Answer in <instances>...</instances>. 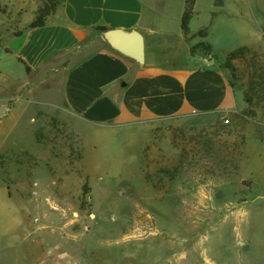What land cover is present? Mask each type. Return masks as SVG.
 Returning <instances> with one entry per match:
<instances>
[{
	"label": "rangeland",
	"instance_id": "obj_1",
	"mask_svg": "<svg viewBox=\"0 0 264 264\" xmlns=\"http://www.w3.org/2000/svg\"><path fill=\"white\" fill-rule=\"evenodd\" d=\"M165 2L177 66L211 56L231 78L228 54L248 47L231 78L243 104L84 125L82 138L50 110L47 80L32 76L33 93L22 87L15 54L40 9L57 12L63 0H0V143L10 148L7 160L0 153V264H264V0H197L185 41L196 56L176 37L185 0ZM203 28L204 39L195 35ZM202 40L211 54L193 51ZM26 98L35 110L5 114V99ZM36 238L43 243L32 248Z\"/></svg>",
	"mask_w": 264,
	"mask_h": 264
},
{
	"label": "crops",
	"instance_id": "obj_2",
	"mask_svg": "<svg viewBox=\"0 0 264 264\" xmlns=\"http://www.w3.org/2000/svg\"><path fill=\"white\" fill-rule=\"evenodd\" d=\"M165 1L64 0L46 25L23 34L15 54L28 63L31 72L26 70L28 78L22 87L33 93L32 76L47 80V86L55 94L48 100L50 110L66 119L72 131L82 134V138L86 125L107 127L196 113L236 111L244 98H239L222 66L213 60L207 63L201 55L197 66L173 63L178 51L165 28ZM97 25L140 30L146 37V64L140 66L109 48L94 30ZM176 37L188 55H199L198 51L189 50L182 29ZM171 49L174 51L168 52ZM164 55L168 60H163ZM22 100L21 104L10 107L7 103L10 99H5L2 104L5 114L18 108L23 114L36 109L35 100ZM4 140L0 143V153L7 160L10 148ZM49 157L46 162L54 163L52 153ZM37 220L30 223L33 233ZM34 243L32 248L41 246L43 240L36 238Z\"/></svg>",
	"mask_w": 264,
	"mask_h": 264
},
{
	"label": "trees",
	"instance_id": "obj_3",
	"mask_svg": "<svg viewBox=\"0 0 264 264\" xmlns=\"http://www.w3.org/2000/svg\"><path fill=\"white\" fill-rule=\"evenodd\" d=\"M215 3L217 6H223L225 4V0H215ZM196 4H197V0H185V6L183 10V15H182V26H181L182 31L185 33V35L190 34V26L195 16ZM55 12H56L55 4H53V6H46V7L41 8L36 18L29 23L26 29V32L29 29L46 25L49 22V18L53 16ZM107 29L109 28L106 25H97L96 27H94V30L97 31L98 33H101ZM207 34H208V30L206 28H203V29H200L195 35H198L200 38L204 39L205 37H207ZM212 47H213L212 44H210L207 41L202 40L199 43V46L197 48H194L193 51H195V49L197 50L199 48H203L204 51L211 54L213 51ZM247 50H248V47H240L232 51L230 54H228L226 62H225V66L230 71L231 78L235 79L237 77L236 75L237 67L235 66L233 61L236 60L240 54H243ZM19 60L25 65L27 72L28 73L31 72V67L28 65V63L22 58H20ZM231 78H230V82L232 86L235 87V83L231 81ZM86 194H87V189H85V195Z\"/></svg>",
	"mask_w": 264,
	"mask_h": 264
},
{
	"label": "water",
	"instance_id": "obj_4",
	"mask_svg": "<svg viewBox=\"0 0 264 264\" xmlns=\"http://www.w3.org/2000/svg\"><path fill=\"white\" fill-rule=\"evenodd\" d=\"M100 34L112 50L134 60L140 66L146 64V37L140 30L110 28Z\"/></svg>",
	"mask_w": 264,
	"mask_h": 264
},
{
	"label": "built area",
	"instance_id": "obj_5",
	"mask_svg": "<svg viewBox=\"0 0 264 264\" xmlns=\"http://www.w3.org/2000/svg\"><path fill=\"white\" fill-rule=\"evenodd\" d=\"M211 60H212L211 56H210L209 58L206 57V59H205V61H206L207 63H209ZM34 186L37 187V186H38V183L35 182V183H34ZM32 194L36 195V194H37V190H36V189H33V190H32Z\"/></svg>",
	"mask_w": 264,
	"mask_h": 264
},
{
	"label": "bare ground",
	"instance_id": "obj_6",
	"mask_svg": "<svg viewBox=\"0 0 264 264\" xmlns=\"http://www.w3.org/2000/svg\"><path fill=\"white\" fill-rule=\"evenodd\" d=\"M206 261H207V260H206ZM206 261H205V262H206ZM207 262H208V261H207Z\"/></svg>",
	"mask_w": 264,
	"mask_h": 264
}]
</instances>
